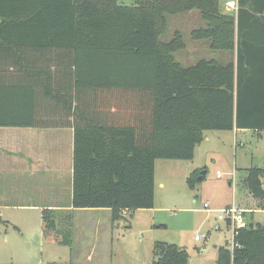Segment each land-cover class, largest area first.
Returning a JSON list of instances; mask_svg holds the SVG:
<instances>
[{"label":"trees","instance_id":"trees-1","mask_svg":"<svg viewBox=\"0 0 264 264\" xmlns=\"http://www.w3.org/2000/svg\"><path fill=\"white\" fill-rule=\"evenodd\" d=\"M225 1L0 0V126H72L74 209H110L112 221L129 226L135 210L154 205L157 159L191 160L206 130H264V0H236L234 15ZM191 10L203 21L191 37L235 51V61L184 67L174 60L185 46L181 33L167 41L160 35L168 16ZM12 30L41 35L18 41L7 35ZM17 44L67 50L57 56L58 70L37 71L52 99L43 111L55 106L58 120L35 119L33 86L5 82V48ZM200 173L187 177L190 188ZM262 175L263 167L251 166L242 179L258 200ZM65 219L44 210V237L71 245L72 215ZM250 223L238 228L232 249L218 248L216 264H264V225ZM152 254L150 264L189 261L176 243L155 241Z\"/></svg>","mask_w":264,"mask_h":264},{"label":"rangeland","instance_id":"rangeland-1","mask_svg":"<svg viewBox=\"0 0 264 264\" xmlns=\"http://www.w3.org/2000/svg\"><path fill=\"white\" fill-rule=\"evenodd\" d=\"M227 12L234 15L235 11ZM202 24L195 10L168 16V26L160 35L161 41H167L179 32L185 45L182 50L174 51V60L184 67L192 66L200 59L221 63L235 61V51L212 50L207 40L191 37V30ZM205 135L208 138L199 143L191 160L155 161V203L152 208L139 209L129 216V226L124 225L127 223L123 219L121 225L113 222L109 212L78 213L72 231L74 244L64 245L46 237L43 239L40 228L34 234L26 232L25 241L21 232L9 226L8 240H5L0 218V264H150L154 241L184 246L192 256L193 264L197 261L215 264V246L231 238L232 231L223 218L219 219L222 214L211 212V208L234 203L248 209L244 213L247 221L264 225V200L254 198L242 182L247 168H264V130H209ZM194 167L202 168L205 174L194 188H190L186 177ZM217 171L221 172V178L216 177ZM261 183L264 188V175ZM206 201L208 208L203 206ZM215 214L220 222L215 219ZM215 220L221 226L220 230L215 228ZM212 225L215 226L211 228ZM199 232L208 235L204 240L195 241L194 235ZM56 237L60 239V235ZM92 241L96 255L88 263L86 251L91 248Z\"/></svg>","mask_w":264,"mask_h":264},{"label":"crops","instance_id":"crops-1","mask_svg":"<svg viewBox=\"0 0 264 264\" xmlns=\"http://www.w3.org/2000/svg\"><path fill=\"white\" fill-rule=\"evenodd\" d=\"M224 9L227 11L225 3ZM7 35L18 41H28V39L36 38L41 34L32 31L12 30L8 31ZM5 52L10 55L8 56L9 60H7L9 63H6L7 65L5 66L7 70L5 73V82L9 84L17 83L33 86L35 119L40 121L47 115L51 120H58L57 116L59 110L54 105L55 111L47 113L43 111V102L50 103L52 99L44 97L43 75L37 71L43 69H50V71L58 70V64L60 63L57 60V56L66 53L67 50L59 47L17 44L5 48ZM13 54H20L22 56L21 61L16 62L15 57L12 56ZM106 114L107 113L103 112L99 113L100 119L103 120L108 118ZM239 130L242 129L234 128L230 131L237 132ZM208 131L209 130L203 132V139L208 138L205 135ZM73 152L74 129L72 126H0V218L3 221L5 240H8L9 226L21 232L23 240L25 241H27V237L25 236L26 232L34 234L36 229L40 228L41 237L44 239L42 229V214L44 210H52L56 214L58 221L63 224L67 223L65 217L71 214L72 231L74 224H77L78 219L76 218V214L78 213L93 211L98 212V214L100 212H109L111 215L110 209L106 208L74 209L72 204ZM178 164L179 163L175 165ZM197 169L201 170L202 168L194 167L190 174ZM155 175L156 168L154 186ZM202 176H204V174ZM159 185L163 186V183L160 182ZM18 186L22 187L19 188ZM155 200L154 188V203ZM229 205L231 204H226L224 207L211 208L210 211L220 213L221 209ZM240 209H242L244 213H246L245 210H248L246 208ZM215 219L219 221V219L221 220L222 218L218 219L215 214ZM121 220L122 219L113 222L121 225ZM60 222H58L59 226ZM82 222L84 223V220L81 221V223ZM225 225L231 229L227 222ZM213 226L215 225H212L211 228ZM215 228L221 229L219 223H217ZM207 232L205 233L208 235ZM154 242L151 243L152 246ZM73 244L74 242L72 239L71 245ZM89 245L91 248L86 251L87 255L85 258V261L88 263L93 261L96 255L95 243L92 241ZM221 246L232 249L234 246L233 235H231V238H226L224 243L215 246V264L218 248ZM203 251H205V249ZM191 258L192 256L189 254L188 264H193V262L190 261ZM195 263L199 264L198 261Z\"/></svg>","mask_w":264,"mask_h":264},{"label":"built area","instance_id":"built-area-1","mask_svg":"<svg viewBox=\"0 0 264 264\" xmlns=\"http://www.w3.org/2000/svg\"><path fill=\"white\" fill-rule=\"evenodd\" d=\"M225 7L227 10H237V1L236 0H227L224 2ZM221 172L217 171L216 177L221 178ZM204 207L208 208L209 203H204ZM123 215H128V212L126 210H123ZM220 213L222 214L221 218H223L231 227L233 238L238 233V228L244 226L247 224V220L244 217V211L237 207L235 204H231L223 209L220 210ZM207 237V234L205 232H200L194 235L195 241H201L204 240Z\"/></svg>","mask_w":264,"mask_h":264},{"label":"water","instance_id":"water-1","mask_svg":"<svg viewBox=\"0 0 264 264\" xmlns=\"http://www.w3.org/2000/svg\"><path fill=\"white\" fill-rule=\"evenodd\" d=\"M203 174H205V171H201V173H200V175H199L198 178L201 179ZM252 224H253V223H250L249 225L252 226Z\"/></svg>","mask_w":264,"mask_h":264}]
</instances>
